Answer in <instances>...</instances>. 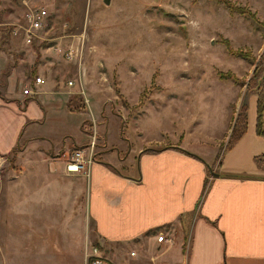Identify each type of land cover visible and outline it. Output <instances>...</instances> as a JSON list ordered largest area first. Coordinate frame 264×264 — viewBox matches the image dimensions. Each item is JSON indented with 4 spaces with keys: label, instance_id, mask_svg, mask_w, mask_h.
I'll return each instance as SVG.
<instances>
[{
    "label": "rangeland",
    "instance_id": "374dc122",
    "mask_svg": "<svg viewBox=\"0 0 264 264\" xmlns=\"http://www.w3.org/2000/svg\"><path fill=\"white\" fill-rule=\"evenodd\" d=\"M224 1L30 0L44 5L50 15L48 27L31 43L36 52L26 70L40 64L48 66V71L62 67L73 86L86 92L90 105L89 93H97L98 113L91 107L93 121L86 124L93 130V154L98 151L124 175L137 177L142 149L165 145L181 135L191 141V147L199 146L197 135L208 141L200 148L210 163L219 146L216 161L223 163L237 143H228V128L223 134L228 120L226 98L232 97L234 84L236 102L254 99L256 91L220 74L234 73L248 80L264 50V0H229L235 9ZM26 8L23 0H0V48L22 47V36L13 35L12 30L23 23ZM226 39L246 53L229 52ZM71 42L83 44L82 66L77 57L68 58L56 49L65 50ZM37 71H31V76ZM182 81L197 83L184 87ZM168 98H174V103ZM235 114L229 119L230 127ZM248 120L251 130L258 131L254 116ZM260 126L264 145V106ZM41 143L51 148L64 144L48 139ZM254 145L249 133L234 163L245 169L256 164ZM17 152V156L0 154V264H85L86 248L93 243L86 240L80 262L79 231L73 224L76 219L85 223V198L78 199L75 179L89 171H68L72 153L56 148L41 154ZM260 155L264 175V150ZM118 158L133 161L137 169L118 164ZM34 175H40L38 183ZM52 176L69 182L60 198Z\"/></svg>",
    "mask_w": 264,
    "mask_h": 264
},
{
    "label": "crops",
    "instance_id": "0c3cea01",
    "mask_svg": "<svg viewBox=\"0 0 264 264\" xmlns=\"http://www.w3.org/2000/svg\"><path fill=\"white\" fill-rule=\"evenodd\" d=\"M31 48L23 37L20 48H0V154L8 155L18 147L22 153H49L52 148L72 153L92 141L93 130L86 124L93 121L89 117L91 107L98 113V105L94 104L98 103L94 98L97 93H89L93 96L90 105L86 92L69 84L71 79L62 67H49L48 71V66L40 64L26 70L28 59L36 52ZM13 55L18 57L14 59ZM35 69L37 74L31 76ZM37 76L44 81L36 82ZM182 83L191 87L197 82ZM235 85L224 105L228 120L223 134H227L226 128L231 130L229 119L243 103H247L248 119L254 116L258 127L257 92L248 102H236ZM24 88L31 91L24 93ZM75 93L84 94L87 109L70 108L68 102ZM168 99L174 103V98ZM76 113L84 116L77 118ZM249 133L255 138L251 152L256 160L264 145L260 132L251 130L248 120L232 157L229 152V161L217 164L218 146L210 155V163L200 148L208 141L197 135L199 146L191 147V141L181 135L165 145L142 149L137 177L124 175L97 151L89 173L75 179L80 188L78 199L85 198V223L76 219L73 224L79 231L80 262L89 240L115 264H264V175L260 163L247 169L234 163L240 159L237 156ZM43 139L64 144L44 147ZM83 148L89 149V145ZM117 161L137 169L133 161ZM214 163L216 169L212 172ZM34 176L38 183L40 175ZM51 183L60 191L59 198L69 186L58 176H52ZM161 232L172 241H159Z\"/></svg>",
    "mask_w": 264,
    "mask_h": 264
},
{
    "label": "built area",
    "instance_id": "2783aa9c",
    "mask_svg": "<svg viewBox=\"0 0 264 264\" xmlns=\"http://www.w3.org/2000/svg\"><path fill=\"white\" fill-rule=\"evenodd\" d=\"M26 5V10L23 13V23H20L17 27L13 28L12 34L16 36H22L24 41L28 44L33 43L36 37L40 36V31L45 30L49 25V12L44 5L38 3H30V0H23ZM79 43H82L81 41ZM58 52H64L68 58L77 59L82 66L83 56V44H74L71 42L69 46L63 50L61 46L56 47ZM84 69V68H83ZM85 72L83 71V74ZM82 76V72H81ZM36 82H43L44 79L41 76L35 78ZM73 81L69 80V84ZM24 93H29V88L23 89ZM94 141L89 144V149H76L67 161L66 168L70 172H87L90 169L91 164L94 162ZM87 151V152H86ZM89 173V172H88ZM159 241L171 242V237H166L163 232L158 235ZM135 254V252H131ZM85 264H112L108 258L101 254L100 248L96 245L87 246L86 248V263Z\"/></svg>",
    "mask_w": 264,
    "mask_h": 264
},
{
    "label": "trees",
    "instance_id": "16d2710c",
    "mask_svg": "<svg viewBox=\"0 0 264 264\" xmlns=\"http://www.w3.org/2000/svg\"><path fill=\"white\" fill-rule=\"evenodd\" d=\"M225 3H227L230 8L235 9L233 7V3L230 2L229 0L224 1ZM232 3V4H231ZM245 11V10H243ZM241 12V11H240ZM250 13V12H249ZM252 17H255L254 13H250ZM226 44H227V48L228 51L231 53H236V54H243L246 52H243L244 50L242 48H233L232 45L230 44L229 40H225ZM221 78H225V79H234L236 81H241L240 83H242L243 85H246V87L248 89H253L256 90L257 95H258V131L260 133H262V129L260 126L261 123V114L263 111V106H264V50L263 52L260 54L257 62H256V66L254 69V72L251 74V76L249 77L248 80H240L238 77H235L234 73H224L221 72L220 74ZM69 106L71 109L73 110H85L87 109V104L85 103L84 97L81 93H75L71 96L70 100H69ZM247 103H243L240 108L238 109V111L236 112V115L234 117V122L233 125L231 127V131L229 134V138H228V143L230 141H236L238 140L246 131L247 126H248V113H247ZM86 122H88L86 120ZM89 144L83 145L80 148L86 147ZM20 148H16L14 149L13 153H17V151ZM94 157H95V153H94ZM264 157V156H263ZM258 164L261 161V155L256 157Z\"/></svg>",
    "mask_w": 264,
    "mask_h": 264
},
{
    "label": "water",
    "instance_id": "95a60500",
    "mask_svg": "<svg viewBox=\"0 0 264 264\" xmlns=\"http://www.w3.org/2000/svg\"><path fill=\"white\" fill-rule=\"evenodd\" d=\"M107 4L110 3V0H104Z\"/></svg>",
    "mask_w": 264,
    "mask_h": 264
}]
</instances>
